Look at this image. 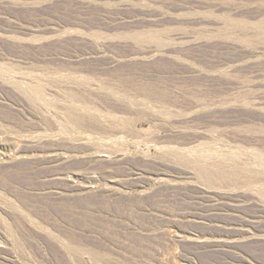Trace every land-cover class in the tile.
Masks as SVG:
<instances>
[{
	"label": "rangeland",
	"instance_id": "1",
	"mask_svg": "<svg viewBox=\"0 0 264 264\" xmlns=\"http://www.w3.org/2000/svg\"><path fill=\"white\" fill-rule=\"evenodd\" d=\"M0 264H264V0H0Z\"/></svg>",
	"mask_w": 264,
	"mask_h": 264
}]
</instances>
